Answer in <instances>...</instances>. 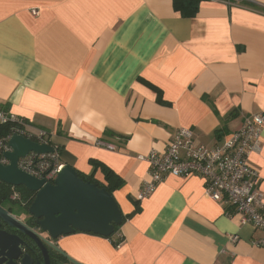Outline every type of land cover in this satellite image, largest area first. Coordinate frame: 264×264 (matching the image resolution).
Returning a JSON list of instances; mask_svg holds the SVG:
<instances>
[{
	"label": "crops",
	"instance_id": "obj_1",
	"mask_svg": "<svg viewBox=\"0 0 264 264\" xmlns=\"http://www.w3.org/2000/svg\"><path fill=\"white\" fill-rule=\"evenodd\" d=\"M0 106L47 130L63 165L107 184L96 160L123 180L112 238H58L77 261L264 264L253 244L264 232L202 177L167 176L139 199L150 179L139 156L165 151L181 127L219 144L264 111V0H201L190 17L173 0H0ZM250 162L264 193V127Z\"/></svg>",
	"mask_w": 264,
	"mask_h": 264
},
{
	"label": "built area",
	"instance_id": "obj_2",
	"mask_svg": "<svg viewBox=\"0 0 264 264\" xmlns=\"http://www.w3.org/2000/svg\"><path fill=\"white\" fill-rule=\"evenodd\" d=\"M33 12L38 13L37 10ZM6 123L10 124L11 129L0 139V163L9 162L4 156L5 151L11 150L8 140L15 133L22 135L40 144L51 145L54 151H30L19 158V168L35 177L53 181L63 164L59 149L52 142V135L42 128L33 131L32 124L26 118L17 117L0 106V124ZM263 127L264 111L249 114L237 130L213 146L196 142L191 129L179 128L165 151L152 149L146 156H139L149 163L150 175V179L141 186L139 199L150 196L167 176L197 175L204 179L208 196L221 201L227 209L231 208L235 213L241 214L243 222L264 232V193L259 187V171L250 162L251 154L261 149ZM99 143L109 148L114 147L101 141ZM19 197V191L14 190L12 198ZM238 239V236L231 237V241ZM253 244L264 247V236L254 240Z\"/></svg>",
	"mask_w": 264,
	"mask_h": 264
},
{
	"label": "water",
	"instance_id": "obj_3",
	"mask_svg": "<svg viewBox=\"0 0 264 264\" xmlns=\"http://www.w3.org/2000/svg\"><path fill=\"white\" fill-rule=\"evenodd\" d=\"M4 152L8 163H0V181L13 187L23 186L36 193L28 209L37 227L27 225L0 203V264H41L25 250L28 235L41 249L45 264H51L48 247L71 264H83L61 249L57 240L75 232L93 233L109 238L121 226L124 216L114 195L97 183L84 180L75 167L64 164L53 181L35 177L18 166L20 157L30 151L52 153L53 146L40 144L19 134L7 142ZM5 225L6 229L2 226ZM11 229V230H10ZM45 233L47 236H44Z\"/></svg>",
	"mask_w": 264,
	"mask_h": 264
},
{
	"label": "trees",
	"instance_id": "obj_4",
	"mask_svg": "<svg viewBox=\"0 0 264 264\" xmlns=\"http://www.w3.org/2000/svg\"><path fill=\"white\" fill-rule=\"evenodd\" d=\"M200 2L201 0H173L175 9L180 11L183 16L187 17L194 16L198 12ZM10 129V124H0V138L6 136L10 132ZM58 149L59 153L61 154L60 148ZM93 163H95V167H98L102 170L107 184L99 182L93 177V175H85L79 172V175L84 180L97 183L100 187H106L111 193H113L116 188L122 185L123 180L121 179V177L116 174L107 164L96 160H93ZM14 190L19 191V199L12 198V193ZM35 195V192L30 191L23 186L13 187L0 181V203L3 206H9V209H12L14 207L13 204L20 203L26 209V211H28L30 205L35 199ZM119 227L120 226H116V231L119 229ZM112 236H110L109 238H112Z\"/></svg>",
	"mask_w": 264,
	"mask_h": 264
},
{
	"label": "flooded vegetation",
	"instance_id": "obj_5",
	"mask_svg": "<svg viewBox=\"0 0 264 264\" xmlns=\"http://www.w3.org/2000/svg\"><path fill=\"white\" fill-rule=\"evenodd\" d=\"M1 138H3V137H1ZM22 220L27 225H29V226H31L33 228L37 227V225L35 223V218L33 216L29 215L28 211H27V214L25 215V217L22 218ZM2 228L6 229V226L3 225ZM13 232L19 233L20 236L25 240V242H27V246H25L24 248L33 257H35L36 262L39 261L41 264H45V259H44V256L42 254V251L38 247V245L35 243V241L33 239H31L28 235L20 233V232H18L16 230H13ZM43 235L47 236L45 233H43ZM48 251H49V257H50L51 264H71L65 257H63L59 252L55 251L51 247H48Z\"/></svg>",
	"mask_w": 264,
	"mask_h": 264
},
{
	"label": "rangeland",
	"instance_id": "obj_6",
	"mask_svg": "<svg viewBox=\"0 0 264 264\" xmlns=\"http://www.w3.org/2000/svg\"><path fill=\"white\" fill-rule=\"evenodd\" d=\"M14 205V209H13V214L17 217H22L27 214L26 209L19 203V204H13ZM6 208H9V206H5ZM26 212V213H25Z\"/></svg>",
	"mask_w": 264,
	"mask_h": 264
}]
</instances>
